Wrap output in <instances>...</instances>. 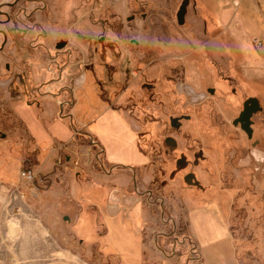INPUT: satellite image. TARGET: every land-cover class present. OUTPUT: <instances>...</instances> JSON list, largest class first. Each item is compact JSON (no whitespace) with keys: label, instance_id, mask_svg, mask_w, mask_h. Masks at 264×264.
<instances>
[{"label":"rangeland","instance_id":"obj_1","mask_svg":"<svg viewBox=\"0 0 264 264\" xmlns=\"http://www.w3.org/2000/svg\"><path fill=\"white\" fill-rule=\"evenodd\" d=\"M180 1L0 0V148L21 158L29 150L34 152V144L15 123L14 108L29 89L28 77L42 81L43 70L49 71L51 84L63 75L58 54L63 52L67 81L73 82L85 69L92 77L84 87V110H97L96 90L101 100L126 110L130 117L126 111L124 116L142 136L150 159L159 162L154 165L161 189L154 192L146 177L144 189H135L157 219V241L150 242L145 251L149 262L200 264L184 214L207 202L222 211L239 264H264V98L258 100L262 110L251 117L252 137L248 139L238 126H232V120L256 84L246 75L242 82L227 78L233 74V63L225 66L216 39L208 44L215 36L202 34L199 16L188 15L182 26L176 24ZM8 28L19 36L17 43ZM58 40L67 42L60 50L55 49ZM230 46L236 45L231 41ZM246 49L242 63L248 66L254 63L257 50L248 41ZM146 83L155 85V101L146 98L141 87ZM206 88L214 89L213 94ZM255 88L258 92L262 85ZM181 115L189 118L180 120L177 130L170 128L169 117ZM77 133L73 130L69 140L75 148L81 141ZM166 136L176 143L170 154L163 142ZM64 153L60 165L67 162L73 170L88 168V160L78 151L73 156ZM178 156L193 163L172 174ZM81 157L86 165L75 166L73 162ZM0 159L5 160L3 154ZM150 170L148 166L147 175ZM187 171L199 186L183 182ZM39 192L31 195L28 191L29 197L36 199ZM25 195L8 185L6 191L0 189V264L55 260L96 264L81 254L87 243L79 241V235L67 224L53 228L47 212L22 203ZM112 237H106L110 246Z\"/></svg>","mask_w":264,"mask_h":264},{"label":"crops","instance_id":"obj_2","mask_svg":"<svg viewBox=\"0 0 264 264\" xmlns=\"http://www.w3.org/2000/svg\"><path fill=\"white\" fill-rule=\"evenodd\" d=\"M188 15L201 18L203 35L215 36L208 44L216 39L225 66L230 67L232 61L233 74L227 78L242 82L246 75L256 86L262 85L258 92L255 86L256 95L249 97L264 98V0H189L184 23ZM254 38L262 42L261 48L254 46ZM231 41L235 47L230 46ZM247 41L257 50L252 56L254 63L248 66L242 63L247 54ZM58 54L63 62V75L51 84L49 71H42L45 78L42 81L28 77L25 100L14 108L15 123L19 122L18 127L25 131L35 150H29L21 158L0 148L5 158L0 159V189L6 191L7 185H17V190L26 194L22 199L26 207L47 212L53 228L67 224L66 227L79 235V241L87 243L81 254L96 264H152L145 251L150 242L157 241V219L143 195H138L135 189H144L146 177L152 190H159L155 184L160 175L156 172L157 164L154 165L159 162L150 159L142 136L124 116L126 110H117L112 102L101 100L97 90V110H84V87L92 77L89 79L87 69V72L78 70L74 81H67L66 60L63 52ZM73 130L91 137L102 149L94 169L73 170L67 162L60 166L54 164V154L47 148L68 142ZM77 147L68 150L70 156L75 150L80 155L85 153V142ZM79 161L85 165L82 157ZM148 166L151 170L147 175ZM25 168L38 170L45 179L36 199L29 197V188L16 184L18 171ZM184 219L198 249L200 264H239L228 224L216 204L194 205L186 210ZM110 236H113L112 246L106 240ZM43 264L85 262L55 260Z\"/></svg>","mask_w":264,"mask_h":264},{"label":"water","instance_id":"obj_3","mask_svg":"<svg viewBox=\"0 0 264 264\" xmlns=\"http://www.w3.org/2000/svg\"><path fill=\"white\" fill-rule=\"evenodd\" d=\"M189 0H181L180 4L175 12V22L178 26H182L184 24V18L187 11ZM66 40H58L55 44V49L60 50L66 45ZM262 110L259 101L255 97H247L242 102L241 110L239 111L238 115L232 120V126L238 128L246 135L248 139H251L252 137V115L256 114L257 112H260ZM189 116L187 115H181L178 117H169V126L170 128L177 130L180 125V120L182 119H188ZM176 146L175 140L171 137H167L164 140V143H169ZM178 167L176 165V169L172 172L174 174L175 171H177ZM183 182L186 185H193V186H199L198 181L196 180L193 173L188 172L183 177Z\"/></svg>","mask_w":264,"mask_h":264},{"label":"built area","instance_id":"obj_4","mask_svg":"<svg viewBox=\"0 0 264 264\" xmlns=\"http://www.w3.org/2000/svg\"><path fill=\"white\" fill-rule=\"evenodd\" d=\"M252 43L255 47L261 48L263 46L262 42L256 38L252 39ZM49 93V90H47ZM72 146H74V143L71 141L58 144L55 147H51L48 151L50 154H54V164L60 165L61 157H65V150L68 151ZM101 152L102 149L97 145L96 141L92 139L91 137H87L86 142V150L85 153L82 154L83 157H85L88 161L86 162L88 165L87 167L90 169H94L97 164H99V160L101 158ZM64 153V154H63ZM69 158V157H68ZM75 166H78L80 164V161L73 162ZM84 162V164L86 165ZM18 186H26L29 188V192L31 195H34V192L41 191L45 179L42 177V175L30 168L20 169L18 172ZM12 187L17 190V185L11 184ZM138 192V191H137Z\"/></svg>","mask_w":264,"mask_h":264},{"label":"flooded vegetation","instance_id":"obj_5","mask_svg":"<svg viewBox=\"0 0 264 264\" xmlns=\"http://www.w3.org/2000/svg\"><path fill=\"white\" fill-rule=\"evenodd\" d=\"M3 40L5 41V38ZM4 41H3L2 45L4 44ZM141 85H142L141 87L145 88L144 90L147 92V95L145 94L146 98L149 101H155L157 99L156 97L158 96V93H156V90H155V85L149 84V83L141 84ZM205 90L208 94H213V92H214V89H212V88H206ZM231 92H233V90H231ZM241 107H242V105H241ZM167 137L168 136H166L165 138H167ZM164 140H163V142H164ZM164 145H166L169 148V151H167V153H169V154L172 152V149H174L176 147L175 145L171 144V142L164 143ZM167 156H168V154H167ZM196 156H197V154L194 155V157H196ZM174 163L177 165L178 168L182 169L181 171H183L188 166L192 165L193 162H191L190 160H188L184 156H178L177 158L174 159ZM188 172L189 171L185 172V174Z\"/></svg>","mask_w":264,"mask_h":264},{"label":"trees","instance_id":"obj_6","mask_svg":"<svg viewBox=\"0 0 264 264\" xmlns=\"http://www.w3.org/2000/svg\"><path fill=\"white\" fill-rule=\"evenodd\" d=\"M9 29H10V28H8V30H9ZM6 30H7V29H6ZM5 33H6V35H7V31H5ZM8 33L11 34V37H12L11 39L17 43V42H18V38H19V36L17 35V33H15L13 30H9ZM11 39H10V40H11ZM14 94H15V93H14ZM14 94H13V95H14ZM23 99H24V98L22 97L20 101H23ZM115 108H117V107H115ZM76 138L79 139V140H81V141H79V144H83L84 140L86 139L82 132H78V133L76 134ZM155 186H156V187H159V184H156ZM159 189H161V188H159ZM177 231H178V230H177ZM175 233H176V232H175ZM180 234L183 235L182 232H181ZM176 235H179V234L176 233Z\"/></svg>","mask_w":264,"mask_h":264},{"label":"bare ground","instance_id":"obj_7","mask_svg":"<svg viewBox=\"0 0 264 264\" xmlns=\"http://www.w3.org/2000/svg\"><path fill=\"white\" fill-rule=\"evenodd\" d=\"M10 227H11V228H14L15 226H14L13 224H10Z\"/></svg>","mask_w":264,"mask_h":264}]
</instances>
